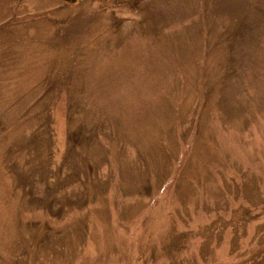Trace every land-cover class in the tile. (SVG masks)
<instances>
[{"label":"rangeland","instance_id":"rangeland-1","mask_svg":"<svg viewBox=\"0 0 264 264\" xmlns=\"http://www.w3.org/2000/svg\"><path fill=\"white\" fill-rule=\"evenodd\" d=\"M0 264H264V0H0Z\"/></svg>","mask_w":264,"mask_h":264},{"label":"water","instance_id":"water-1","mask_svg":"<svg viewBox=\"0 0 264 264\" xmlns=\"http://www.w3.org/2000/svg\"><path fill=\"white\" fill-rule=\"evenodd\" d=\"M70 1H75V0H70Z\"/></svg>","mask_w":264,"mask_h":264}]
</instances>
